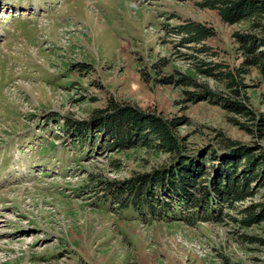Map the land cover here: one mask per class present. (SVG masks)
Instances as JSON below:
<instances>
[{
	"label": "rangeland",
	"instance_id": "1",
	"mask_svg": "<svg viewBox=\"0 0 264 264\" xmlns=\"http://www.w3.org/2000/svg\"><path fill=\"white\" fill-rule=\"evenodd\" d=\"M203 1L0 0V264H264V220L244 226L238 211L264 204V186L253 183L255 196L206 219L165 210L178 200L160 191L148 199L158 213L122 209L105 181L176 156L117 150L89 124L108 99L183 119L175 129L182 155L205 157L206 177L222 165L227 140L264 150L255 126L190 96L201 89L181 80L194 74L226 93L209 65L236 73L243 61L235 33L246 24L225 22ZM189 21L215 35L184 42L179 26ZM241 78L245 103L264 114V79L254 68Z\"/></svg>",
	"mask_w": 264,
	"mask_h": 264
},
{
	"label": "trees",
	"instance_id": "2",
	"mask_svg": "<svg viewBox=\"0 0 264 264\" xmlns=\"http://www.w3.org/2000/svg\"><path fill=\"white\" fill-rule=\"evenodd\" d=\"M200 5L218 10L225 22L246 24L247 31L235 33L243 61L236 68V73L221 70L223 66L219 63L209 65L207 71L210 74L219 70V79L224 82L226 93L214 92L206 83H196L194 74L185 75L181 80L186 85H195L201 89L190 93V96L223 104L245 120L242 123L233 119V122L251 131L250 125L255 126L264 137V114H257L245 103L241 90L245 87L241 77L252 68L257 69L264 79V0H204ZM179 31L184 34V42L196 44L204 43L215 35L213 28L193 21L180 25ZM201 50L208 48L203 46ZM91 117L89 124L100 129L103 135L112 137L113 145L118 146L117 150L138 147L156 154L176 156L172 163L150 173L135 174L123 181H105L113 196L120 194L121 200L118 203L122 209L130 205L137 209L142 204L158 213L151 207L148 199L160 191L169 198L177 199L180 207V210L179 207L173 209L168 201V208L165 210H174L182 218V214H186L184 210L191 212L190 214L199 212L206 219L222 213L224 208H237L239 204H244L255 196L253 183L258 182V188L264 186V150L261 147L254 151L252 147L240 145L236 141H225L222 165H211L213 176L206 177L208 167L205 157L193 162L182 155L183 147L175 129L183 119H167L157 113L144 112L112 99L107 100L104 108L94 110ZM193 208L198 209L193 211ZM239 209L243 214L241 222L244 226L264 220V204L249 205L238 208V211ZM190 217L191 215L188 216Z\"/></svg>",
	"mask_w": 264,
	"mask_h": 264
}]
</instances>
